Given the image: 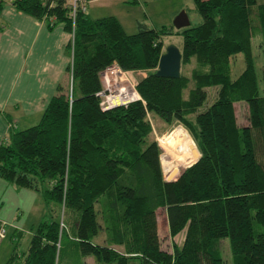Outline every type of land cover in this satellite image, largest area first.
Returning <instances> with one entry per match:
<instances>
[{"label":"trees","instance_id":"16d2710c","mask_svg":"<svg viewBox=\"0 0 264 264\" xmlns=\"http://www.w3.org/2000/svg\"><path fill=\"white\" fill-rule=\"evenodd\" d=\"M7 1L0 0V12ZM192 1L202 21L175 34L183 38L181 65L194 59L198 68L170 78L155 71L162 37L174 26L140 23L127 33L113 15L93 19L79 9L73 22L66 0H10L49 25L63 23L73 39L71 97L69 84L59 85L39 121L11 127L0 145V178L40 193L48 216L31 228L25 252L14 243L8 264H72L87 256L97 264H225L224 238L232 264H264V3ZM257 36L262 86L252 53ZM240 53L245 67L232 80L231 59ZM112 63L146 75L137 80L140 99L102 110L99 72ZM209 87L216 97L200 111ZM240 102L246 125L237 123ZM152 115L181 123L199 150L186 167L198 156L191 137L181 127L165 136L161 145L174 166L185 167L175 179H165L161 148L148 140ZM160 209L170 250L160 239ZM101 232L105 242L95 243Z\"/></svg>","mask_w":264,"mask_h":264},{"label":"rangeland","instance_id":"374dc122","mask_svg":"<svg viewBox=\"0 0 264 264\" xmlns=\"http://www.w3.org/2000/svg\"><path fill=\"white\" fill-rule=\"evenodd\" d=\"M257 3H264V0H257ZM86 8L88 9V15L95 19L103 16L113 15L119 19L123 28L127 33H134L138 30L139 24H145L151 28H169L173 26V20L175 16L182 10L187 12L190 23L196 25L202 21L201 15L195 9V5L192 0H91L88 1ZM173 32L170 35H164L163 39V52L168 46H175L179 49L182 48L183 38L181 35L175 34L177 29L173 28ZM252 53L254 57V64L257 73V78L259 85L262 86L261 81V66L263 64L262 48L260 45V37H254L252 39ZM245 63L243 54H237L231 59V79H235L240 72L244 69ZM194 68H198L194 59L188 64L181 65V72L185 75L190 76ZM133 76L138 80L139 78L146 75L144 71L132 72ZM71 88L68 83L65 85V90ZM185 92V96H186ZM217 93L216 87L207 88V99L200 111L209 106L215 99ZM235 113L237 118V123L239 125L248 124V110L247 105L243 102L235 104ZM189 121L193 122L194 115H190ZM153 124V130L150 133L148 140H156L161 148L160 162L162 167V172L165 179H175L180 170L185 168L181 166H174L173 159L171 155L165 151L162 147L161 142H164L165 136L169 134L174 128H183L188 135L191 137L197 152L199 151L195 142V139L191 132L183 126L181 123L167 124L161 119L152 115L148 118ZM168 177V178H167ZM8 190L6 191L3 200V208H0V217L8 219L12 224H5V233L0 237V251L6 249L9 251L11 248L10 238L13 234V225L17 228L23 230V238L18 245L19 250L23 249L29 243L30 232L32 225H37L38 222L46 219L47 211L46 205L44 203L43 197L40 193L35 192L26 188L15 187V185L8 183ZM164 210H158L159 215V234L162 243V247L170 250V237L168 236V228L166 224V217L164 215ZM184 239V233L181 232L174 240L181 244ZM93 241L95 243H104V234L101 232L96 236ZM118 250H122L121 247L115 246ZM219 249L225 260V264H232L231 255L228 248V240L226 238L222 239L219 244ZM7 254L5 253L3 258ZM68 258L71 257L70 254H65ZM3 258L0 261H3ZM70 262V260L66 259ZM75 263L72 264H97L93 256H87L82 259L81 262L74 260ZM115 264V263H114ZM129 264H135L131 261Z\"/></svg>","mask_w":264,"mask_h":264},{"label":"crops","instance_id":"0c3cea01","mask_svg":"<svg viewBox=\"0 0 264 264\" xmlns=\"http://www.w3.org/2000/svg\"><path fill=\"white\" fill-rule=\"evenodd\" d=\"M85 11L88 13L87 8ZM71 37L63 23L49 25L46 19L17 10L10 0L4 5L0 12V145L11 127L22 130L36 124L50 98L58 92V86L65 87L68 83ZM8 187L0 178V208L5 204L2 200ZM9 223L0 217V226ZM23 234V230L13 225L11 248L0 251V259L7 254L0 264H8L14 243L20 244ZM28 245L21 250L17 248L25 252Z\"/></svg>","mask_w":264,"mask_h":264},{"label":"built area","instance_id":"2783aa9c","mask_svg":"<svg viewBox=\"0 0 264 264\" xmlns=\"http://www.w3.org/2000/svg\"><path fill=\"white\" fill-rule=\"evenodd\" d=\"M87 0H66L69 17L74 22L77 11H85ZM73 39V35L71 37ZM101 88L97 92L102 110L119 105H127L140 99L136 89L137 80L132 71L123 70L117 63L105 66L99 72ZM71 97V88H70ZM168 178V177H167ZM4 225L0 226V237L5 233Z\"/></svg>","mask_w":264,"mask_h":264},{"label":"water","instance_id":"95a60500","mask_svg":"<svg viewBox=\"0 0 264 264\" xmlns=\"http://www.w3.org/2000/svg\"><path fill=\"white\" fill-rule=\"evenodd\" d=\"M190 24L191 23L189 17L185 10L180 11L173 20V26L175 29L185 28L188 27ZM181 60V50L175 46H168L159 58L155 75L160 77L178 78L181 72ZM199 158L200 153L198 151V156L196 160L191 164L187 165L186 167L195 163Z\"/></svg>","mask_w":264,"mask_h":264}]
</instances>
